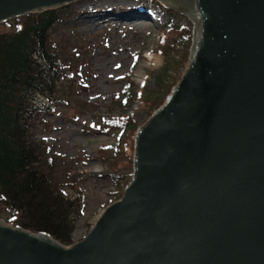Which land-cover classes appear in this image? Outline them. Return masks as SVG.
Here are the masks:
<instances>
[{"label": "water", "instance_id": "1", "mask_svg": "<svg viewBox=\"0 0 264 264\" xmlns=\"http://www.w3.org/2000/svg\"><path fill=\"white\" fill-rule=\"evenodd\" d=\"M72 1L0 0V23ZM159 1L193 44L122 198L70 245L0 219V264H264V0Z\"/></svg>", "mask_w": 264, "mask_h": 264}, {"label": "rangeland", "instance_id": "2", "mask_svg": "<svg viewBox=\"0 0 264 264\" xmlns=\"http://www.w3.org/2000/svg\"><path fill=\"white\" fill-rule=\"evenodd\" d=\"M113 1L75 0L65 5L71 22L67 21L62 33L70 50L62 49L60 53L63 72L70 77L60 89L68 93L70 103L57 101V113L44 115L35 123L34 138L50 145L49 155L57 162L50 163L52 172L46 169L50 179L63 183L70 196L79 194L84 203L74 221L72 243L83 239L104 209L122 198L133 179L136 129L178 82L189 63L193 44V21L163 7L158 0H140L150 8L151 15L136 26L110 16L96 20V25L84 20L85 13L110 10L118 14L135 8V0ZM180 24L183 27L176 28ZM13 26L14 19H10L0 24V31ZM148 52L153 61L144 58ZM116 62L124 63L125 68L118 71V66L113 67ZM100 77L107 81L101 82ZM71 81L77 84L73 93L68 87ZM126 89L135 92L131 101L127 100ZM139 94L143 96L139 98ZM128 116L133 126L130 134L128 127L120 129ZM106 122L111 127L105 129ZM116 141L120 147L102 149ZM91 163L101 167L102 172H90ZM6 214L0 205V219L6 221Z\"/></svg>", "mask_w": 264, "mask_h": 264}, {"label": "trees", "instance_id": "3", "mask_svg": "<svg viewBox=\"0 0 264 264\" xmlns=\"http://www.w3.org/2000/svg\"><path fill=\"white\" fill-rule=\"evenodd\" d=\"M68 11L63 6L25 14L0 31V205L7 222L47 232L66 245L72 243L74 221L84 203L79 194L70 196L63 183L50 179L47 170L52 172L50 163L57 162L49 155L50 145L34 136L42 115L57 113V101L70 103L60 89L68 78L60 53L70 50L62 33L71 22ZM129 93L131 101L135 93ZM124 122L130 134V117Z\"/></svg>", "mask_w": 264, "mask_h": 264}, {"label": "bare ground", "instance_id": "4", "mask_svg": "<svg viewBox=\"0 0 264 264\" xmlns=\"http://www.w3.org/2000/svg\"><path fill=\"white\" fill-rule=\"evenodd\" d=\"M118 1L121 2L123 0H118ZM132 5H135L134 6L135 8L131 7V9L124 10V12L121 11L118 14H116L115 12H110V10H108V12L107 11L103 12V11L99 10L97 13H95V12L88 13V14H86V13L84 14L83 13L86 16V18L84 20L89 22V23H95L93 25H96L97 24L96 20H99V19L106 18V17L110 16L109 18H111L113 20H116L117 22L118 21H127L128 23H132L133 25L136 26L139 23H141L144 19H150V15H151L150 8H147L143 2H140V0H135V2ZM144 58H147V60H149V61H151V60L153 61L154 60V57L151 56V52H148ZM107 62H108V59L105 60V65H106ZM105 65L99 64V66H101V67H104ZM139 65L143 69L142 62ZM116 66H118V71H121V70H123L125 68L124 63L123 64H118L116 62L113 67H116ZM100 81L101 82H105V81H107V79L105 77H100ZM88 169L92 173H94V172H102V168L101 167L92 165V163H91V166Z\"/></svg>", "mask_w": 264, "mask_h": 264}]
</instances>
